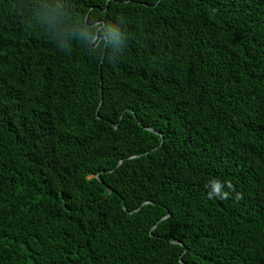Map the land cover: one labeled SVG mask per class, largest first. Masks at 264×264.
<instances>
[{
  "label": "trees",
  "instance_id": "16d2710c",
  "mask_svg": "<svg viewBox=\"0 0 264 264\" xmlns=\"http://www.w3.org/2000/svg\"><path fill=\"white\" fill-rule=\"evenodd\" d=\"M0 264H264V0H0Z\"/></svg>",
  "mask_w": 264,
  "mask_h": 264
},
{
  "label": "water",
  "instance_id": "95a60500",
  "mask_svg": "<svg viewBox=\"0 0 264 264\" xmlns=\"http://www.w3.org/2000/svg\"><path fill=\"white\" fill-rule=\"evenodd\" d=\"M148 130H150V131H152V132H154V133L160 134V133L156 132V131L153 130V129H148ZM160 135H161V134H160Z\"/></svg>",
  "mask_w": 264,
  "mask_h": 264
}]
</instances>
